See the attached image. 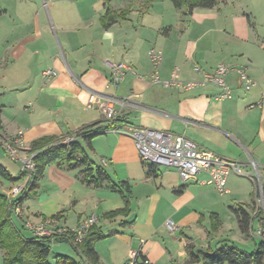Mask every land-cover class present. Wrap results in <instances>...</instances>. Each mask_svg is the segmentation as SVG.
<instances>
[{"label":"crops","instance_id":"1","mask_svg":"<svg viewBox=\"0 0 264 264\" xmlns=\"http://www.w3.org/2000/svg\"><path fill=\"white\" fill-rule=\"evenodd\" d=\"M108 7L119 12L130 8L131 12L105 29L101 18ZM151 50L162 54L163 61L158 67L150 59ZM110 63H125L133 70L126 73L117 88L109 86ZM220 64L244 70L256 86L245 90L239 73L233 72L225 79L231 89V99H218L223 89L208 77ZM47 70L55 71L56 75L45 77L43 73ZM6 74L12 87L0 85V93L28 95V101L33 104L28 107L32 115L35 110L43 116L50 115L54 107L52 118L43 123L45 127L32 126L39 134L30 140H26L27 130L10 132L6 129L0 107L3 129L11 134L23 131L26 144L45 136L67 137L84 126L102 122L105 119L101 107L112 102L116 116L123 118L126 129L147 128L181 135L218 156L239 161L243 170L254 167L259 177L260 168L264 170V30L259 31L244 8L230 0H222L214 9H196L187 16H182L171 0H7L0 8V82L5 80ZM156 75L163 82L172 81L175 76L182 85L189 82L199 85L189 90L182 85L165 87L162 83H153ZM78 170L81 173L82 169ZM155 170L154 175L149 174V169L145 171L144 182L160 176L159 169ZM76 177L81 182L80 174ZM257 181L262 187V180L257 178ZM125 183L133 194L129 182ZM86 187L93 190L94 202L102 201L103 194L109 197L105 192L111 189V184ZM256 194L255 186L251 199L256 198ZM146 198V222L152 226L159 210L161 216L168 208L156 192H147ZM189 202L178 204L174 200L170 205L173 213L163 219L166 226L172 219H178L180 226L175 225L176 230L172 231L180 230L185 240L181 260H173L174 264L187 263L189 242L197 249L185 232L186 226L190 227L187 218L177 217L183 209H189ZM47 203L49 201L41 206L43 210L25 218L38 221L58 215L56 205ZM129 203L132 207L131 200ZM93 209L99 211L100 208ZM113 211L101 213L104 216ZM132 211L126 219L132 217ZM195 214L192 221L197 218V212ZM92 216L98 218L93 213L88 218ZM81 220L72 231L85 221ZM137 220L138 216L133 223ZM205 221L206 217L200 214L196 224L204 227L207 234L206 246L197 250L212 251L221 242L229 241V238H220L223 222L213 233L212 228L208 231L203 226ZM235 224L238 227L236 217ZM58 225L61 227V222L58 221ZM96 226L102 231L98 220ZM254 228H258L257 224ZM158 233L153 231L147 239ZM239 233L245 244L250 240L255 244L257 238L244 239L240 230ZM113 234L118 231L104 235ZM140 240L139 252L147 264H157L145 248L149 240Z\"/></svg>","mask_w":264,"mask_h":264},{"label":"rangeland","instance_id":"2","mask_svg":"<svg viewBox=\"0 0 264 264\" xmlns=\"http://www.w3.org/2000/svg\"><path fill=\"white\" fill-rule=\"evenodd\" d=\"M235 4L243 7L251 20L256 23L259 31L264 30V0H230ZM7 0H0V8L6 4ZM9 75L6 74L5 80L1 79L0 85L9 84ZM4 83H3V82ZM3 83V84H2ZM28 95L22 93L6 94L0 93V107L3 109L1 119L4 126L10 132H16L19 129L27 130V139L34 138L39 133L35 128V124L45 127L43 123L47 122L50 117L54 115V107L52 112L43 116L35 110L32 115L28 107H33L32 102L28 101ZM27 106V108L25 107ZM4 106V107H3ZM118 118V117H117ZM106 121V120H105ZM107 122V121H106ZM109 123V122H108ZM118 126L125 128L123 122ZM101 127V126H100ZM65 138L64 141L66 142ZM72 139H76L72 137ZM83 151L86 153L89 161L94 167L102 166L109 175L112 184H119L120 182H129L134 189L133 194L122 188L125 196H128L132 201V207L129 205L130 213L133 212L132 217L126 219L127 216L120 215L114 219H106L101 212L113 211L125 207V202L119 193L113 192L112 189L105 192L109 197L103 194L102 201H92V191L86 186L82 185L76 177L80 174L79 170L69 171L61 169L55 164L47 167L45 174L40 181V187L36 191V196L27 200L21 207L22 216L12 214V219L17 226L21 227V220L26 219L33 212L41 211V206L44 203L48 205L55 204L58 208L59 214L56 216H49L38 221L29 219L32 223H39L46 219H56L61 222V227H68L70 230L78 226L80 218L85 220L91 213L98 216L97 220L101 224L102 232L110 234L113 231H118V234H113L96 243V251L99 253L100 264H125L131 257L133 252L141 251V240H149V244L145 248L149 249V254L157 261V264H174L173 260L180 262L182 250H185V240L181 237L180 230L172 231L165 225L166 215L172 214L173 209L170 206L175 200L180 204L181 202L188 203V208L183 209L177 217L187 218V224L190 227L185 228L188 236L192 238L197 249H203L206 246L204 241L206 232L204 227L197 225V219L200 214L206 217L203 226L207 227L208 231L211 228L210 215L212 213L218 214L221 223H224L222 230L223 239L229 238V242L236 244L251 253L255 249V244L260 239H264V219L258 216L259 211H264V206L261 204V192L264 185V170L260 168V179L262 180V187L257 181V175L254 167L251 169H244L247 175H253L254 182L249 177L231 176L228 181L229 193L220 195L213 191L211 187H199L197 185L188 184L187 186L181 181L178 173L169 168L160 167L159 177L148 179L146 170L148 165H145L141 158L139 151L135 145L132 137L126 136L123 132L119 133H105L96 136L92 140V148H90L83 140L80 141ZM28 150L31 144H26ZM107 160V164H103L102 160ZM247 159L250 160L249 156ZM0 164L3 165L13 177H17L21 172V164L13 162L0 149ZM111 184V185H112ZM18 185H25V179L17 182L15 185L0 177V193L8 195L12 188ZM257 191V197L251 199V194ZM156 192L162 198V204L168 208L165 215L160 216L161 210L155 215L152 226L146 222V198L147 192ZM208 195L205 196V194ZM184 203V204H186ZM99 206V211H95L93 207ZM229 206L236 207V209L243 208L252 217H256L253 223V232L250 239L257 238L254 241H248L246 244L239 237V229L235 224V217ZM165 208V209H167ZM197 212V218L192 221V216ZM129 213V214H130ZM27 215V216H26ZM196 215V214H195ZM138 216L137 223H133ZM263 216V215H262ZM26 217V218H25ZM165 220L163 221V219ZM191 218V219H190ZM21 219V220H20ZM81 220V221H82ZM106 220H115V222H106ZM171 220V219H170ZM66 221V225L64 222ZM174 225L180 226L178 219L171 220ZM135 224V225H134ZM257 229L255 230V225ZM99 228V226H98ZM68 229V230H69ZM100 229V228H99ZM176 230V229H175ZM153 231H159L158 234L147 239ZM25 237L31 238L33 234L28 230H23ZM205 236V237H204ZM245 239V237L242 235ZM132 240V243L129 242ZM191 239H189L190 241ZM188 241V240H187ZM2 251L0 250V264H3ZM57 256H67L73 259H78V255L69 244H53L51 247V255L49 258L50 264H55Z\"/></svg>","mask_w":264,"mask_h":264},{"label":"trees","instance_id":"3","mask_svg":"<svg viewBox=\"0 0 264 264\" xmlns=\"http://www.w3.org/2000/svg\"><path fill=\"white\" fill-rule=\"evenodd\" d=\"M109 3L108 1H106ZM174 8L181 12L182 16L190 15L196 9H214L218 7L222 0H171ZM131 12L130 8L121 12L108 7L106 14L101 18L102 26L108 29L119 19H124ZM1 115V110H0ZM123 118H117L114 122L108 123L105 120L92 125L82 127L80 130L70 133L67 137L45 136L34 140L31 143L30 153L35 154V171L29 178L22 194L14 202H10L6 195L0 193V250L2 251L3 264H50L51 247L53 244H69L78 255V259L67 256H57L55 264H100V258L96 251V243L107 238L96 226L90 227L89 231L80 243L75 242V233L68 231L65 234H58L52 237L31 238L24 236L23 226H17L12 219L14 206L22 205L29 199L36 196V191L40 187L47 167L51 164L57 165L61 169L69 171L82 169L80 173L81 182L88 187L99 188L105 183L112 184V181L102 166L94 167L83 151L79 140H83L92 148V140L108 130L120 125ZM101 126V127H100ZM0 129H3L0 119ZM76 139L64 141L65 138ZM149 174L154 175L156 170L149 166ZM0 177L11 183H17L24 179L25 173L20 172L17 177L0 164ZM122 188L129 194L130 188L127 183L120 182L112 184L111 189L119 193L125 207L104 215L106 219H114L120 215L127 216L130 213L129 199L122 192ZM264 201V187L262 189ZM257 196V194H256ZM255 199V196H253ZM231 212L237 219L241 234L250 239L253 232V223L256 217H252L243 208L230 207ZM258 216L264 219V211H259ZM263 215V216H262ZM212 232H217L221 226V220L217 214L210 215ZM26 230V229H25ZM189 259L186 264H264V239H260L255 244L253 252L248 253L241 247L229 241L221 242L214 250H197L193 243L189 242L186 246ZM144 261L146 258L142 256Z\"/></svg>","mask_w":264,"mask_h":264},{"label":"built area","instance_id":"4","mask_svg":"<svg viewBox=\"0 0 264 264\" xmlns=\"http://www.w3.org/2000/svg\"><path fill=\"white\" fill-rule=\"evenodd\" d=\"M149 56L155 67H158L163 61L162 54L159 51L151 50ZM109 66L112 70L109 79V86L113 88L118 87V85L124 80L127 72L133 71L131 67L127 66L125 63H110ZM233 72L239 73L241 85L245 90L249 91L256 86V83L247 77L244 70L220 64L215 73L208 77L210 82L223 89L221 95L217 97L218 99H231V89L226 84L225 79ZM43 74L45 77H52L56 75V72L53 70H47ZM153 83H162L165 87L182 85L176 81L175 76L172 81L163 82L160 77L156 75L153 78ZM198 85V83L189 82L182 86L189 90ZM101 108L104 119L107 122L111 123L117 119L112 102H108ZM250 108L253 109L254 106H251ZM108 132H125L129 134L134 139L140 158L145 165L152 166L156 169L160 167L173 169L178 173L184 184L196 183L202 186H208L220 195L229 193L228 181L233 175L249 177L251 179L256 177L259 178L258 175L256 177L247 175L243 170V165L239 161H231L218 156L211 151L199 147L197 144L181 135H174L168 132L147 128L126 129L121 128L120 126L110 129L107 133ZM72 140L74 139H67V141ZM0 149L3 150L10 160L13 162H19L21 164V171L25 173V185H18L17 187L12 188V190L9 191V194L6 195L8 200L12 203L20 197L29 178L35 171V154H31L30 150L27 149L23 131L11 134L4 129H0ZM102 162L106 165L105 160H102ZM260 201L264 206L262 196ZM14 213L18 217L22 216L21 207L15 205ZM21 222V226L30 231L36 237H52L58 234H65L69 231L66 228L60 227L56 219H46L39 223H32L27 219H23ZM96 222L97 218L92 216L82 222L76 230H73L75 233V242L80 243L90 227L96 225ZM167 226L170 230L176 229L172 221H169ZM84 264L88 263L86 262ZM126 264H147V261L143 260L141 252H133Z\"/></svg>","mask_w":264,"mask_h":264},{"label":"water","instance_id":"5","mask_svg":"<svg viewBox=\"0 0 264 264\" xmlns=\"http://www.w3.org/2000/svg\"><path fill=\"white\" fill-rule=\"evenodd\" d=\"M261 196H262V198H263V193H261Z\"/></svg>","mask_w":264,"mask_h":264}]
</instances>
